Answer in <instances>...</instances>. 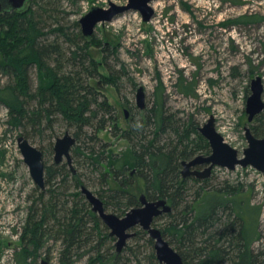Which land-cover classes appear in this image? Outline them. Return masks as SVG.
Segmentation results:
<instances>
[{"label": "rangeland", "instance_id": "1", "mask_svg": "<svg viewBox=\"0 0 264 264\" xmlns=\"http://www.w3.org/2000/svg\"><path fill=\"white\" fill-rule=\"evenodd\" d=\"M36 1L29 2L28 6L41 15L44 30L62 25L68 28L69 33H81L80 24L74 25V21H78L92 7H107L110 1L126 4L128 0ZM150 5L154 14L149 21H143L141 13L131 9L117 14L111 21L96 25L93 37L102 44L89 49L93 50L95 60L100 62L98 73L108 76L107 64L117 71L113 82H104L99 74L88 79L96 87L97 101L106 99L112 106L118 129H126L140 117L142 110L136 106L135 94L136 89L143 86L145 109H151L161 93L160 99L166 112L175 114V118L184 122H191L198 132V128L212 115L216 130L242 156L243 149L248 145L245 127H249L255 137L264 138V126L259 118H264V109L251 122L247 121L246 113L251 81L256 77L261 78V98L264 102V0H152ZM47 37L51 40L58 37L64 43V36L60 33L51 32ZM29 77L33 91L38 82L35 65L30 68ZM6 81L7 76L0 74V84ZM28 105L36 107V99H31ZM113 121L103 129L95 130V134L94 126L86 127L85 141H80L81 146H78L82 153L74 154L76 144L70 152L81 185L98 196L100 194L106 201V210L121 217L125 213L122 212L124 208L117 210L113 206L115 201L108 197L112 191L106 180V160L107 155L115 154L130 158L131 151L128 141L115 134ZM66 125L58 120L53 123V131L45 130L44 134L28 136L29 142L44 152V163L52 166V170L61 164L53 161L54 152L48 147V136L53 133L54 137L49 139L54 143L55 138L61 137L66 130L72 134L73 131ZM27 131L31 132V127ZM23 132L21 126L15 128L8 123V108L0 102V264H40L43 258L49 264H61L60 256L64 248L61 238L47 233L37 247L23 240L27 217L36 207L30 206L40 191L17 145V137ZM90 135L95 137L90 140ZM192 137L199 142L197 134H192ZM86 146L94 147L98 160L91 158ZM198 154L207 153L202 151ZM129 172L126 170L125 175L132 176L133 172ZM211 176L213 179L209 184L212 185H221L224 180L233 185L241 183L252 203L261 206L260 238L253 243V247L264 253V172L252 166L238 165L233 170L216 166ZM64 177L67 178L66 189L59 195L61 201H68V205L78 202L91 210L70 176ZM55 181L45 183V189L58 188L59 184ZM188 185L191 195L199 183L189 179ZM87 217V227L94 229L96 239H106L104 234L109 233V228L100 220L98 232L91 217ZM165 220L168 217L163 214L153 221V225L160 227ZM140 230V227L134 228L136 235L128 238L119 251L129 260H124L125 264H135L138 258L140 264H153L150 262L153 241L151 244L148 233L138 232ZM93 244L94 241L86 242L69 264H86L95 252ZM23 246L29 250L24 263L19 260ZM101 248L106 255L117 252L113 238L104 240Z\"/></svg>", "mask_w": 264, "mask_h": 264}, {"label": "trees", "instance_id": "2", "mask_svg": "<svg viewBox=\"0 0 264 264\" xmlns=\"http://www.w3.org/2000/svg\"><path fill=\"white\" fill-rule=\"evenodd\" d=\"M31 2L37 3L36 0ZM41 23V15L30 5L21 12L0 13V74L7 76V81L0 84V102L8 108V123L15 128L21 126L25 131L21 134L27 139L31 134L53 131L55 121L66 123L76 139L73 152L79 155L82 153L79 142L85 141L83 136H87L84 129L94 126L95 134V130L103 129L115 119L112 106L106 99L97 101L96 87L88 81L99 74L100 65L89 48L102 43L93 36L85 38L79 32L69 33L62 25L46 31L45 24ZM74 23L78 26V21ZM51 32L64 36L66 45L58 37L48 39ZM32 65H35L38 77L33 91L29 77ZM106 66L109 75L99 74L100 78L106 83L113 82L117 71L109 64ZM160 97L161 93L154 106L142 110L139 119L132 121L126 129L120 130L113 125L118 129L115 134L128 141L131 152L130 158L107 155L106 180L112 191L109 200L115 201L113 206L117 210L124 208L122 212H126L139 205L141 193L151 200L165 198L172 209L164 214L168 220L158 228L168 243L174 245L172 248L182 256L185 264H264V253L253 247L260 238L261 206L252 203L241 183L233 185L224 180L221 185H212L209 184L213 179L211 175L204 179L181 177V161L198 152L209 154L210 147L191 122L167 113ZM31 99H36V107L28 105ZM259 118L264 126V118ZM29 127L32 133L27 131ZM192 134H197L199 142ZM48 137L52 139L53 133ZM94 137L90 135L88 138L92 140ZM49 138L48 147L51 149L53 143ZM86 151L91 158L98 160L94 147L86 146ZM51 168L45 165V183L51 184L61 176L55 181L59 187L40 189L33 199L30 208L36 207L27 217L23 240L37 247L47 233L61 238L64 242L61 264H69L86 242L93 241L95 252L86 264L128 262L120 252L102 253L104 240L113 237L104 234L106 239H96L94 229L87 227V216L91 217L96 229L100 219L87 205L78 202L68 205V201H61L59 195L66 189L67 178L64 176L69 175L78 189L82 184L79 174L71 175L66 164ZM126 170L133 175L126 176ZM189 179L199 183L191 195ZM104 203L106 205V201ZM50 221L53 223L49 224ZM138 232L146 233L143 230ZM148 241L152 244L151 238ZM28 253L27 246H23L19 252L22 263ZM140 262L138 258L135 264ZM150 262L162 264L156 260L154 250H151Z\"/></svg>", "mask_w": 264, "mask_h": 264}, {"label": "water", "instance_id": "3", "mask_svg": "<svg viewBox=\"0 0 264 264\" xmlns=\"http://www.w3.org/2000/svg\"><path fill=\"white\" fill-rule=\"evenodd\" d=\"M152 0H128L126 4H116L109 2L108 7H92L79 20L81 33L85 38H90L94 34L97 24L111 21L117 14L127 10L139 11L143 21H149L154 14L150 5ZM31 0H0V13L12 11H24ZM262 82L260 77L251 81V94L247 98L246 113L247 121L251 122L264 109L262 101ZM136 104L138 108H145V91L143 86H139L136 92ZM245 136L248 142L243 149L242 156L238 151L229 145L223 136L215 128V119L211 115L202 126L198 128L201 135L207 140L210 153L198 154L189 160L181 161V175L183 178L193 176L196 179H204L211 175L215 166L235 169L237 165L242 167L252 166L264 172V138L255 137L249 127H245ZM76 144L75 137L65 131L61 137H57L53 143V161L59 163L65 160L72 174L76 173L71 156V148ZM17 145L24 163L28 166L30 175L36 185L45 189V163L43 152L22 134L17 137ZM204 165L202 169L196 168ZM82 194L96 212L103 223L110 229V235L116 237V251L119 252L126 243V239L133 236L130 230L140 226L146 230L153 239L156 259L162 264H185L182 256L172 248L162 235L161 230L153 226L156 217L171 212V205L165 198L148 200L145 193L139 195V205L132 207L122 217L114 213L106 212L102 200L95 195L88 187L82 185ZM40 264H49L46 259H41Z\"/></svg>", "mask_w": 264, "mask_h": 264}, {"label": "flooded vegetation", "instance_id": "4", "mask_svg": "<svg viewBox=\"0 0 264 264\" xmlns=\"http://www.w3.org/2000/svg\"><path fill=\"white\" fill-rule=\"evenodd\" d=\"M144 91H145V89H144ZM136 92H137V89H136ZM135 103H136V94H135ZM136 106H137V104H136ZM138 107V106H137ZM145 108H146V106H145ZM145 108H143V109H145ZM140 109V108H139ZM143 109H140V110H143ZM127 116V112L125 111V117ZM258 116V115H257ZM114 119V118H113ZM255 119V118H254ZM253 119V120H254ZM252 120V121H253ZM114 124L116 125V118L114 119ZM116 127H117V125H116ZM118 128V127H117ZM121 130V129H120ZM116 131H118V130H116ZM118 135H120V134H118ZM57 138V137H56ZM55 138V139H56ZM52 148H53V146H52ZM72 149V148H71ZM195 156V155H194ZM193 156V157H194ZM192 158V157H191ZM190 158V159H191ZM186 160H189V159H186ZM72 161H73V159H72ZM183 161V160H182ZM56 164V163H55ZM57 164H61V165H63V164H66V162L63 160V161H61V162H59V163H57ZM66 166H67V168L69 169V167H68V165L66 164ZM204 167V165H199V166H197L196 168H198V169H202ZM181 169H182V165H181ZM70 170V169H69ZM181 171V170H180ZM71 172V171H70ZM77 172V171H76ZM77 173H75V174H72V172H71V175H73V176H75ZM181 177H182V175H181ZM188 177H190V176H188ZM183 178V177H182ZM186 178V177H185ZM81 187H82V185H80V187H79V192L82 194V192H81ZM94 193V192H93ZM95 194V193H94ZM84 195V194H83ZM95 195H97V194H95ZM85 196V195H84ZM98 196V195H97ZM101 200H102V202H103V206H104V209H105V211L106 212H108L107 210H106V205H105V203H104V200L100 197V196H98ZM147 197V196H146ZM148 199V198H147ZM159 199V198H158ZM148 200H151V199H148ZM89 203V202H88ZM90 208H91V211L92 212H94L93 210H92V207H91V205H90ZM131 209V208H130ZM130 209H128L127 211H129ZM126 211V212H127ZM125 212V213H126ZM97 216H98V218L101 220V218L99 217V215L96 213V212H94ZM110 213H112V212H110ZM124 213V214H125ZM115 214V213H114ZM118 216V215H117ZM122 217V216H121ZM102 221V220H101ZM102 223H103V221H102ZM106 226V225H105ZM154 226V225H153ZM107 227V226H106ZM136 227H140V226H136ZM136 227H134V228H136ZM108 228V227H107ZM134 228H132L131 230H130V232L132 233H134V235L133 236H135L136 235V232H134L133 231V229ZM141 228V227H140ZM141 230H143L142 228H141ZM143 231H145L146 233H148L146 230H143ZM109 236H111V237H113L114 238V240L116 241V237L115 236H113V235H110V229H109ZM149 235V234H148ZM133 236H131V237H133ZM131 237H129V238H131ZM150 237V236H149ZM128 239V238H127ZM127 239H126V241H127ZM152 241H153V239H152ZM153 244H154V241H153ZM154 248V247H153Z\"/></svg>", "mask_w": 264, "mask_h": 264}]
</instances>
